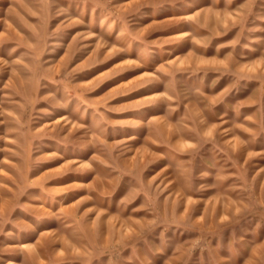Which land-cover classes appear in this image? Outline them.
Returning <instances> with one entry per match:
<instances>
[{
    "label": "clouds",
    "instance_id": "9594fccd",
    "mask_svg": "<svg viewBox=\"0 0 264 264\" xmlns=\"http://www.w3.org/2000/svg\"><path fill=\"white\" fill-rule=\"evenodd\" d=\"M0 153V264H264V0H0Z\"/></svg>",
    "mask_w": 264,
    "mask_h": 264
},
{
    "label": "rangeland",
    "instance_id": "374dc122",
    "mask_svg": "<svg viewBox=\"0 0 264 264\" xmlns=\"http://www.w3.org/2000/svg\"><path fill=\"white\" fill-rule=\"evenodd\" d=\"M163 19H167V16L162 17ZM178 27L177 24H169L165 27H161L159 31L161 32H169L174 33L175 29ZM113 63L112 60H108L103 64H96L93 67L85 68L84 73H99L101 71H104L109 65ZM249 71H255V69H249ZM128 73H121L120 75L116 76H110L108 78L103 79L101 82L98 83V85L95 87V92H101V91H107L110 86L114 85V83L122 78V76H126ZM128 95H135L134 92L128 93ZM126 97H120L118 96L117 99H123ZM209 136H214L215 131L213 129H209L208 131ZM5 153H0V169H3V171H7L8 167H10L12 164L15 163L14 159H5ZM49 167L55 168L56 167V161L50 160L46 162ZM3 171H0V195H3L5 192L4 184H3ZM11 175V173H9ZM64 177H57V179H63ZM8 190H12L11 183L8 184ZM6 198V197H5ZM11 255V254H10Z\"/></svg>",
    "mask_w": 264,
    "mask_h": 264
}]
</instances>
